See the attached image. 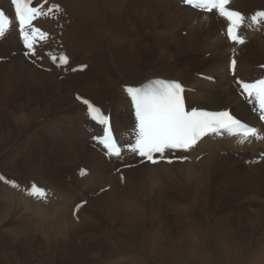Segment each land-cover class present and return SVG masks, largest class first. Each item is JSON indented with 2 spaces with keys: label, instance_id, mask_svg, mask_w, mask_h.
<instances>
[{
  "label": "bare ground",
  "instance_id": "obj_1",
  "mask_svg": "<svg viewBox=\"0 0 264 264\" xmlns=\"http://www.w3.org/2000/svg\"><path fill=\"white\" fill-rule=\"evenodd\" d=\"M9 1L0 0V6L9 7ZM51 1L65 8L60 17L62 27L56 29L55 25L59 23L54 21H42L40 25L50 29L65 43L73 58L70 68L84 63H89L90 67L84 74H70L61 79L59 76L62 73L45 72L23 57L15 28L0 42V58L8 59L0 63V77L10 90L7 96L0 97V150L6 151L0 155V171L22 183L26 182L28 186L34 180L55 191L49 204H43L0 179V264H25L21 259L24 248L56 264L55 248H69L70 243L77 240L80 222L84 221L86 227L92 229L89 225L94 224L95 218L86 215L91 209L98 217L111 206L118 208L116 206L130 201L127 214L122 219V228L126 232L124 236L129 241L130 231L137 233L134 229L137 223H144L145 220L154 224L169 221L170 214L161 213L154 205L150 195L152 190L148 193L152 199L133 204L132 193L145 188L141 185H157L160 198L170 200L175 207L182 203L176 194L181 189L183 192L191 183L215 181L217 189L225 192L231 186H238L239 181L250 179L251 174H264V160L257 165L248 166L245 163V158L255 157L264 149V143L237 148L231 141L207 139L192 151V162L143 164L127 169L124 182H120L119 175L113 174L116 167L89 143L92 135L83 126L87 122L86 108L76 99H71L76 93L75 81L87 78L91 71L95 73V76L92 75L94 79L87 80L81 87L85 93L82 95L107 110L111 109L113 124L119 132L133 127L130 102L122 85H140L155 77L182 80L195 88V93L188 94L190 106L202 105L211 110L231 107L240 118L255 122L256 117L237 94L234 78L229 75L232 46L221 34L225 22L214 12L205 14L183 6L181 0ZM232 7L246 12L259 7L264 9L262 0H235ZM184 30L188 31L186 37L181 34ZM248 35L250 42L239 48L236 74L245 81L257 77L262 72L258 65L264 64V34L254 32ZM150 44H155L157 53L156 58L150 56L152 58L147 60L145 52ZM139 47H144L143 51H138ZM14 51L18 53L16 56L11 55ZM131 52L142 65L134 62ZM183 52L187 55L180 62L177 54ZM204 54H210V59L203 57ZM196 62L202 66L201 70H191V64ZM198 74L213 76L217 81H204ZM118 88L120 91H117ZM65 102L69 103L67 107L60 109V104ZM24 106L41 109L40 116L32 118L36 124L21 122L26 116L19 117L17 113ZM53 107L64 113L63 123L41 124L39 119H45ZM10 115H14L13 121L18 122L11 123L8 120ZM223 151L227 155H223ZM241 151L244 158L240 157ZM236 153L240 155L236 156ZM201 154L205 156L195 160ZM81 167L90 169V175L80 178L77 171ZM106 186L111 188L97 197L93 196ZM177 188H180L179 191H176ZM85 198L88 203L80 210L77 221L72 216L74 205ZM164 236L170 242L174 241L171 236ZM145 238L150 239L145 244L148 249H142L146 250V254L136 257L137 248L129 243L123 247L122 258L126 257L131 263L137 259L138 264H197L199 257L203 261L207 256L203 254L202 258L198 255L196 241L185 253L184 249L177 247L168 250V242L164 238L163 245L162 241L153 236L150 238L148 234ZM223 243L226 245L224 240ZM230 244L219 246L221 250L229 251L228 261L245 264L247 260L237 259L238 255H242L241 248H235L238 253L235 254ZM255 249V256L247 264H264V247L256 246ZM205 251L207 254L211 252L207 248ZM131 252L135 256L130 259L126 253ZM216 253L219 257L220 252ZM155 255L156 261L153 259Z\"/></svg>",
  "mask_w": 264,
  "mask_h": 264
},
{
  "label": "rangeland",
  "instance_id": "obj_2",
  "mask_svg": "<svg viewBox=\"0 0 264 264\" xmlns=\"http://www.w3.org/2000/svg\"><path fill=\"white\" fill-rule=\"evenodd\" d=\"M262 2L264 5V0H262ZM185 35L184 37H186ZM143 48L144 47H139L138 51H143ZM156 49L155 44H150V47L145 52L147 60L152 58L150 56L156 58ZM135 54L131 52V57L134 62L139 63L137 60L138 56L136 54V57ZM186 55V52H183L177 54V57L180 62H182L186 58ZM203 57L210 59L211 56L209 54H204ZM143 66L146 67L145 65ZM201 67L202 66L198 62L191 64V70H201ZM92 72L93 71L89 73L87 78H79L75 81L74 86L76 90L74 91H78L81 94L84 93L81 87L84 86L83 84L87 80L94 79L95 73L93 72L92 74ZM190 72L191 71H188V73ZM9 91L7 84L4 83V79L0 77V97L7 96ZM72 96L71 99H75L74 95ZM67 102H65V104L63 103V105L60 104V109L63 110L64 107H67V104H69ZM25 107L26 106H24V108ZM24 108L21 110L22 113H17L19 117L23 115L26 116L22 118L21 122L23 124H36L32 118L39 117L42 113L41 109L37 107ZM57 109L58 108L53 107L48 112L50 116L46 114L47 117H45V119H39V121L43 120L41 124H60L64 113ZM13 116L14 115H10L11 118L8 120L11 123H14V121L17 123L18 121H13ZM21 122L20 124H22ZM5 152L0 150V155H4ZM71 172H73V170H71ZM70 175L74 176V174ZM249 178L250 179L239 181V187L236 186L234 188L231 186L225 192H221L217 189L215 181L191 183L183 189L184 193L181 191L182 189L179 191L180 188H177L176 191L179 192L176 196L181 198L182 203L177 204L175 207L170 203V200L160 198L157 185H141L145 187V190L140 189L141 191L138 190V192L132 193L134 199L133 204L135 202H137V204H142L147 199L153 198L154 205L158 206V210L161 213L170 214L169 221L162 222L163 224L145 222L146 220L144 223H137L134 226L137 233L135 234L130 231L131 241H129L127 239L128 237L126 236V238L124 236L126 232L122 228V219L125 218L127 214L130 201L116 206L118 208L111 206V208L104 210L98 217L94 215V211L91 209L86 215L95 218V222L93 221L94 224L92 223L93 225H89L92 229L90 230L86 227L84 221L80 222L81 226L79 230L77 229V240L71 242L69 248H55L56 264H77L76 262L79 260H81L80 264H138L136 263L137 259L131 263L130 260L127 262L126 257L122 258L124 248L127 247V244L132 243V245H135L137 248L136 257L138 254H146V250L142 249H148V247L145 246V244H147L146 241L150 240H146L145 235L147 234L150 238L153 236L158 241H162V245L167 241L168 245H166L168 250L177 247L178 249H184L183 251L185 253H188L189 248L192 246V242L196 241L195 244L198 255H202V258L203 254L207 255L203 258V261H201L199 257L197 264H234V262L228 261L227 259L229 251L222 248L231 242L230 247L232 245L235 254H238L237 250L239 248L242 250V255H238L237 259L239 260L241 258L242 260H247L245 263L247 264L249 259H252L257 252L255 247H264V174L262 172H256V175L251 174ZM237 181L238 180H236V182ZM153 189L154 194H152ZM150 191L152 198L148 194ZM73 193L75 195L78 194L75 192ZM185 215L186 217L183 219ZM119 233L121 235L120 238L118 237ZM164 235L171 236L170 239L174 241L170 242ZM226 238L229 239L225 240ZM223 240L226 245L223 243ZM79 242L81 244H79ZM220 245L223 250L220 249ZM36 248L43 252L45 251V249H41V247L36 246ZM121 248H123V250H119ZM206 248L211 252L207 254L205 251ZM235 248H237V250ZM218 251L220 252L219 257L216 256V252ZM221 251L224 253L221 254ZM126 256L131 259L132 256H135V253H126ZM21 259L25 264H43L42 262L44 260L43 257H40L37 253L31 252L25 248ZM147 259H149V257H147ZM153 259L156 261V255ZM44 264L52 263L49 260H44Z\"/></svg>",
  "mask_w": 264,
  "mask_h": 264
},
{
  "label": "snow or ice",
  "instance_id": "obj_3",
  "mask_svg": "<svg viewBox=\"0 0 264 264\" xmlns=\"http://www.w3.org/2000/svg\"><path fill=\"white\" fill-rule=\"evenodd\" d=\"M12 2L16 6V14L23 32L24 44L29 50V53H25V55H35V36L39 33L40 38L44 39L46 33L36 28L30 35L27 29L38 16L47 13L40 8L31 6L30 0H12ZM183 2L209 13L216 10L219 16L228 21V38L238 44L246 42V37L239 34L241 27L245 25L246 18L240 11L229 7L231 0H183ZM53 9L58 12L63 11L59 4H55L48 9V13H51ZM250 19L252 24L247 25V27L261 26L264 23V10L257 11L251 15ZM8 24V18L3 11H0V38L5 36ZM51 59L53 62L58 60V66L69 63L67 55H61L59 58L53 56ZM236 63L235 58H233L231 61L233 72ZM238 83L242 88V94H246L248 98L255 99L258 102L261 112L260 118L264 120V79H258L254 82L238 81ZM126 91L132 97L139 117L138 134L131 150L138 152L140 156L153 164L159 163L161 160L172 163V159L164 156L166 150H189L201 138L211 134L231 133L238 135L241 142L251 136H258L256 128L249 127L229 111L207 112L195 108L186 111L183 96L184 88L177 81L157 80L147 88L127 87ZM77 99L87 106L88 113L93 119H98L101 124H108L107 117L101 116L99 108L83 97L77 96ZM94 139H97L108 150L109 154L120 155L121 148L114 140L110 128L102 137H94ZM155 154L160 155L156 156ZM177 159L187 160V157H177ZM39 194L43 195L44 193L40 191ZM81 206L77 205V210Z\"/></svg>",
  "mask_w": 264,
  "mask_h": 264
}]
</instances>
